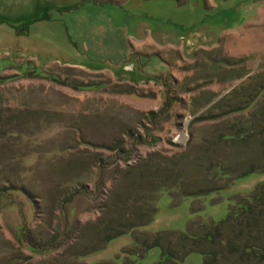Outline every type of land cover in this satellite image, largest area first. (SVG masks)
I'll list each match as a JSON object with an SVG mask.
<instances>
[{
    "label": "rangeland",
    "instance_id": "1",
    "mask_svg": "<svg viewBox=\"0 0 264 264\" xmlns=\"http://www.w3.org/2000/svg\"><path fill=\"white\" fill-rule=\"evenodd\" d=\"M261 85L264 0H0V264H264L194 245L264 185Z\"/></svg>",
    "mask_w": 264,
    "mask_h": 264
},
{
    "label": "trees",
    "instance_id": "2",
    "mask_svg": "<svg viewBox=\"0 0 264 264\" xmlns=\"http://www.w3.org/2000/svg\"><path fill=\"white\" fill-rule=\"evenodd\" d=\"M16 75H19V73ZM37 75L41 76L40 72L33 70V71H31L30 77H35ZM48 79H50L51 81L57 82V83L62 82L60 80V77L49 76ZM259 88H262V90H260L259 93H261V94L264 93V86L261 85ZM259 93L257 91L256 95H252L249 97L248 101L250 102V104L253 102L252 98L256 97ZM246 106L242 107L241 110L243 109V111H244ZM232 111H229V112L232 113ZM234 111H236V110H234ZM261 112L262 113H257L255 116V115H253V113H248V110L246 111L247 114H244L246 116L244 118L247 121L245 124V127L238 128L237 131L235 132V135L229 133L230 136H227L230 139L229 142H231V144L233 146H237V148H238V146L244 145L247 148L251 149L252 147H254V146H252V147L249 146L251 144V142L254 143L257 141V139H263L264 140V111H261ZM233 126L230 128L233 129ZM245 130H247V132H244ZM128 134L125 133V136H127ZM222 137H225V136H222ZM263 157H264V155H263ZM258 161H259V163H258ZM260 161L262 162V159L257 160L256 163H254V160L251 161L250 162L251 164L249 163L250 165L247 167V169L242 170L241 173H239L236 178H241L243 176H246L248 173L254 172V170H257V169L259 171H264V165H263L264 160H263V164ZM261 166H262V168L259 169ZM207 168H209V167H207ZM218 171H220V170H218ZM218 173H220V172H218ZM220 176H222V175H220ZM223 177H226V175L225 176L223 175ZM218 189H221V187L213 186V188L210 189L209 191L218 190ZM263 191H264V185L260 188L259 193L257 194V196L255 198H252V197L246 198V203L244 202L245 204L239 203L237 205V206H239V210L233 211L232 215L234 218H228L227 219L228 223L222 222L219 226L214 227L213 236H211L209 234L205 235V237L201 236L198 239V243H196V244L194 243L195 248H198V249L201 248V247L199 248V246H201L200 244H202L204 238L207 240V241L205 240L206 242H210V243H212V245L215 244V240H219V242L223 243L222 248L219 250V251H221V252H219L221 255H223L224 252L227 254H230V253L233 254L232 252H234V253L239 252L241 254L243 252L245 254H248V255L251 254L254 257H257L259 259L258 262H261L264 259V252L260 250V246L257 243L256 237L254 235L258 236L257 233L264 234V231H262V229H261V227H262L261 221L264 218V196H262V193H264ZM191 194H193V193H191ZM150 222H151V220H149L146 223L141 222L138 225H135V223L133 222L132 230L134 228H140V227H143L147 224H150ZM202 225H204V224L202 223ZM227 225L229 226V228H225V227H227ZM205 226H209V225H205ZM120 228H121L120 231H118L117 233L114 232V235L111 234L108 238L109 239L113 238L114 236L119 235V234L122 235L126 231L125 230L126 227H124L123 225H121ZM161 234H162V232H156V236L153 237L148 232H145L143 234V239L145 242H147V245L144 248V251L147 252L149 249H151L153 247L161 246L160 242H161V238L163 237V236H161ZM183 237L185 238V236H183ZM137 240L138 241H135V244H134L136 246L139 245V243H140V240L139 239H137ZM203 243H205V242H203ZM195 248H194V250H195ZM248 248L251 249V252H248ZM135 250H132L131 252H130V250L125 251V254L128 255L129 258L130 257L133 258L134 255L141 256L140 252H137ZM162 251L164 253L165 259H162V260L156 262L155 264H167L168 261H170L169 264H175L177 262L183 261L189 254H191V252L186 253L184 256H182L180 259H178V258L172 257L170 255V253L164 251L163 249H162ZM260 251L263 254L262 256L260 254ZM193 252H197V251L195 250V251H192V253ZM208 252H209L208 260H210V262L204 261L203 264H216L217 262L215 260L214 254L217 251H215V252L214 251H204V250L202 251V249L198 251V253H201L202 255H205V256H207ZM255 252H257V253H255ZM144 253L145 252H143V254ZM224 258L226 259V257H224ZM130 260L133 261V264H142L138 260L134 261L131 258H130Z\"/></svg>",
    "mask_w": 264,
    "mask_h": 264
},
{
    "label": "flooded vegetation",
    "instance_id": "3",
    "mask_svg": "<svg viewBox=\"0 0 264 264\" xmlns=\"http://www.w3.org/2000/svg\"><path fill=\"white\" fill-rule=\"evenodd\" d=\"M248 252H251V249H250V248H248ZM194 253H195V252H194ZM255 253H257V252H255ZM189 255H190V254H189ZM189 255H188V256H189ZM188 256H187V257H188ZM164 257H165V256H164ZM187 257H186V258H187ZM186 258H185V259H186ZM163 259H164V258H163ZM185 259H184V260H185ZM161 260H162V259H161ZM184 260H183V261H184ZM159 261H160V260H159ZM157 262H158V261H157ZM180 262H182V261H180ZM154 264H155V263H154Z\"/></svg>",
    "mask_w": 264,
    "mask_h": 264
}]
</instances>
